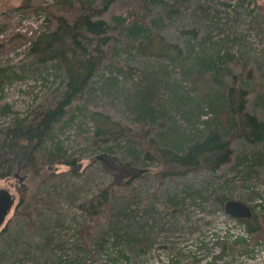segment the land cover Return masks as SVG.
<instances>
[{"label": "rangeland", "instance_id": "374dc122", "mask_svg": "<svg viewBox=\"0 0 264 264\" xmlns=\"http://www.w3.org/2000/svg\"><path fill=\"white\" fill-rule=\"evenodd\" d=\"M58 1L0 0V129L17 118L29 119L64 77L54 62L40 63L30 53L37 36L52 30L57 17L75 16L77 5ZM263 9L264 0H114L102 17L111 24L113 16L130 17L129 28L139 26L132 25L135 14L146 22L142 34H134L136 27L123 34L110 31L108 50L117 52L116 60L125 68L118 75L121 85L130 87L132 80L127 77L144 71L155 78L162 101L168 97L165 83H175L191 91L193 101L200 104L212 91L234 85L245 90V110L264 121ZM161 42L185 53L190 44L196 51H219L220 77L214 80L206 70H188L136 47L151 43L155 49ZM108 71H100L95 80ZM91 107L137 134L148 130L147 121H137L122 102L104 99ZM204 110L210 118L205 106ZM203 118L196 122L198 128L203 127ZM177 120L185 125L181 116ZM92 124L88 117H78L74 124L56 130L65 155L76 159V172L57 164L33 175L21 166L20 158L11 174L0 179V187L15 197L0 226V264H121L117 263L121 249L130 257L127 264H194L196 246L210 245L216 238L220 243L205 248L208 253L200 264H264V140L251 143L234 137L230 161L216 172L170 176L161 175L155 158L127 150L126 146H133L130 141L114 143L111 152L95 147L88 141ZM120 158L137 171L126 185L121 182L125 174L116 171L123 168ZM126 168L123 171H130ZM111 181L117 182L112 209L99 223L90 222L79 204ZM210 188L212 196L207 197ZM22 190L26 196L21 202ZM221 198L249 206L253 215L248 223L225 212ZM26 207L32 210L30 217L21 214ZM83 221L92 223L95 240L88 242L92 259L80 238ZM249 225L258 229L251 231Z\"/></svg>", "mask_w": 264, "mask_h": 264}, {"label": "trees", "instance_id": "16d2710c", "mask_svg": "<svg viewBox=\"0 0 264 264\" xmlns=\"http://www.w3.org/2000/svg\"><path fill=\"white\" fill-rule=\"evenodd\" d=\"M112 1L114 0L58 1L59 4L72 7L77 5L75 16L71 20L62 16L57 17L52 30L37 36L30 53L35 55L40 63L54 62L63 71L64 77L59 86L47 96L40 109L33 112L29 119L17 118L0 129V179L11 174L20 158H23L21 166L33 175L44 167L46 169L57 164H64L71 172H76V159L65 155L63 146L56 140V130L60 131L64 126L74 124L78 117H88L93 123L92 134L88 139L92 145L105 152H111L114 143L125 141L126 144L130 141L133 146L132 148L126 146L127 150L146 159L155 158L161 164V175L183 176L190 171L216 172L230 161L232 138H244L251 143L264 140V121L245 110L243 88L234 85L224 86L220 90L212 91L211 96L206 95L201 99L205 101L200 104L193 101L191 91H184L175 83L170 86L165 83L168 97L162 101L157 94L155 78L152 74H144V71L127 77L129 81L132 80L130 87L121 85L118 75L122 74L125 68L116 60L117 52L113 50L111 54L108 50L112 38L110 31L116 29L119 34H123L125 30L129 31L136 26L127 27L130 17L128 20L126 16H113L112 24L102 17ZM139 4L145 8L141 1ZM135 15L136 20L131 21L132 25L139 26L133 32L142 34V31H145L142 26L146 24L145 19L138 14ZM115 23L118 28L113 27ZM135 36L138 37L134 35V38ZM136 47L142 52L179 62L188 70L191 67H197L198 72L206 70L212 74L214 80L220 77L221 56L217 50L211 53L196 51L195 46L190 44L186 47L185 53L179 47L162 42L157 44L155 49L151 43L143 47L138 43ZM105 69H109L107 76L102 74L101 79L96 81L95 76ZM104 99L122 102L135 115L137 121H147L145 123L148 130H142L137 134L109 114L92 109L93 104L96 105ZM192 104L194 108L191 107ZM203 105L211 113L210 118ZM177 116L185 120V125L179 123ZM202 116L206 118L202 120L203 127L198 128L196 122L200 121ZM120 159L123 168L127 169L128 166L130 169L123 171L120 166L116 170L117 173L125 174L122 175L124 179L121 182L126 185L137 175V171L129 162ZM115 184L117 182H109L79 204L90 222L99 223L106 212L112 209ZM24 193L22 190L21 202L25 199ZM206 195L212 196L211 188ZM218 201L224 205L226 200L221 198ZM31 211L28 207L22 208L21 214L30 217ZM252 215L251 211L250 217ZM250 217L237 219L248 223L247 219ZM123 226L119 228L122 229ZM257 229L256 226L249 225V230ZM91 230L92 223L83 221L79 225L81 242L92 259L94 255L88 242L91 243L95 237ZM238 239H235L234 243ZM211 243L210 245L200 243L196 246L197 254L192 258L194 264H200L199 262L207 255L205 248L212 249L220 241L216 238L215 242ZM121 250L122 258L117 263H130L129 255Z\"/></svg>", "mask_w": 264, "mask_h": 264}, {"label": "water", "instance_id": "95a60500", "mask_svg": "<svg viewBox=\"0 0 264 264\" xmlns=\"http://www.w3.org/2000/svg\"><path fill=\"white\" fill-rule=\"evenodd\" d=\"M263 18H264V9H263ZM19 169V164H18ZM15 177H18L14 174ZM15 197L7 189L0 187V226L5 221V217L10 212L12 205L14 203ZM224 210L228 214L236 218L250 217L251 210L249 206H246L241 201L228 199L224 202Z\"/></svg>", "mask_w": 264, "mask_h": 264}, {"label": "bare ground", "instance_id": "6f19581e", "mask_svg": "<svg viewBox=\"0 0 264 264\" xmlns=\"http://www.w3.org/2000/svg\"><path fill=\"white\" fill-rule=\"evenodd\" d=\"M127 9V8H126ZM124 20V19H123ZM122 25V24H121ZM255 236V235H254Z\"/></svg>", "mask_w": 264, "mask_h": 264}]
</instances>
